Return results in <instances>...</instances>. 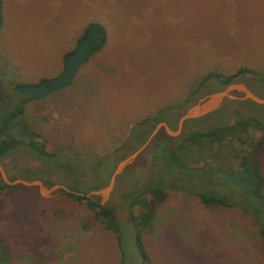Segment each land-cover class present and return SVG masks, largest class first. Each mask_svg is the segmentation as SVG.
Segmentation results:
<instances>
[{
    "label": "rangeland",
    "instance_id": "obj_1",
    "mask_svg": "<svg viewBox=\"0 0 264 264\" xmlns=\"http://www.w3.org/2000/svg\"><path fill=\"white\" fill-rule=\"evenodd\" d=\"M4 3L0 124L3 115L20 103L24 121L39 134L37 140L48 143L49 149L60 145L62 163L80 165V169L68 173L57 166L52 170L55 165L49 158L24 148L8 157L5 170L11 180L45 177L49 183L42 181L47 188H59L43 193L37 187L19 185L0 193V264H121L118 234L91 221L88 209L64 191L88 194L104 183L103 170L111 171V179L118 164L140 148L159 123L144 125L150 133L140 144L129 137L137 122L179 103L196 78L241 65L264 73V0ZM90 23L103 27L104 46L92 52L69 86L25 102L17 85H35L61 74L66 56ZM232 83H242L264 98V80L257 74H242ZM227 86L210 79L192 102L171 112L182 115L200 99ZM231 94L240 99H228L218 110L186 121L179 135L160 138L174 147L191 131L234 125L250 116L260 123L227 138L219 135V145L203 139L184 143L189 150L181 161L243 168V155L252 151L248 140L256 142L264 136V104L241 99L239 90ZM166 122L172 130L178 128V122ZM154 138L117 176L104 201L122 216L141 208L136 204L128 210L127 196L148 197L149 187L165 178L168 197L155 210L151 227L140 231L148 253L145 264H264V238L259 230L263 221L258 226L256 215L247 214L240 202L230 208L204 204L197 191L189 190L186 171L165 168ZM256 152L263 155L264 175V152ZM1 180L0 175V184ZM218 184L227 186L226 179ZM238 194L234 191L233 195L238 198ZM91 197L103 201L102 195Z\"/></svg>",
    "mask_w": 264,
    "mask_h": 264
},
{
    "label": "trees",
    "instance_id": "obj_2",
    "mask_svg": "<svg viewBox=\"0 0 264 264\" xmlns=\"http://www.w3.org/2000/svg\"><path fill=\"white\" fill-rule=\"evenodd\" d=\"M4 6H5L4 0H0V32L4 27V23H5ZM93 30H98L103 36L102 42L95 48L94 52L101 49L104 46V44L106 43V35L103 27H101L97 23L95 24L90 23L84 28L81 37L78 39L77 47L73 51H75L79 47L81 42ZM73 51H71L69 54H71ZM68 55L66 56V59ZM90 57L91 56H89L86 59L84 64L88 62ZM2 69H4V66L0 54V72H2ZM245 73L257 74L260 80H264L263 72L258 71L254 67L245 66V65H241L237 68L228 71L211 70L205 73L203 77L200 78V80L198 78L194 80L192 85L189 86L187 93L183 96V98L179 103L174 104L169 109L162 108L155 115L146 117L143 120H139L135 128L132 129V132L130 133L129 136L130 139L132 140L133 137L135 143H140V144L143 143L146 140V137L150 133V131L146 130V127H144V125L147 126L149 122L157 123L160 121H168L177 124L179 117L181 115H177L175 112L173 113L171 111L176 107L181 108L187 105L188 103L192 102V98L198 95L201 88L208 80L216 79L218 83L227 86L231 84L236 77ZM196 80L199 81L195 83ZM20 85L21 84H18L17 87ZM23 113H24L23 106L20 103L16 102L14 109L3 115V119L0 124V161L9 157L17 149L24 148L30 152L35 153L37 156L49 158L52 161V163H54L55 165V167L52 170H57L58 169L57 166H62L61 168L62 171L68 173H73L79 170L80 165L72 166L67 163H62L60 157L61 154L59 153L60 145H54V147H52V149L54 148V150H52L49 149L48 143H46L45 141L37 140V136H39L38 132H36L29 125V123L27 124L25 122L26 120L24 121ZM259 121L260 120L256 116H250V117H245L243 119L242 118L238 119L236 124L234 125L224 124L221 126H216L214 128H211L207 131H200V130L191 131L189 133H185L181 142L174 147H170V143L167 139L163 140L160 138V135L168 137L165 130L162 129L159 132V134L156 136V138H154L153 143L156 144L157 150L158 149L161 150L159 155L162 158L164 162V166L167 170L176 168L177 171H184L182 167H184L186 163L181 161L180 158L185 157L183 154H187L189 150V148L183 146L185 145L184 143L192 142V141L201 142L202 139L212 140L218 143H222L221 141H219V135H222V137L225 138H227L228 136L230 137V134L239 133L241 130H245L246 127L252 124H259L260 123ZM262 127L264 128V124ZM203 136H208V137H203ZM248 143L252 147V151L249 154L245 153L243 155L242 169L235 170L230 164L227 166L218 164L216 166L217 169H221L220 171L226 173L227 175L223 177L226 179L227 186L221 187V189L223 188V190L225 189V191L214 190L213 194L210 195L207 194V192H205L210 189H200L198 190L199 191L198 193L199 196L201 197V201L204 204L218 203L221 206L230 208V207H234L237 204V202H240L242 204L241 206L245 208V212L247 214L250 212L253 214V217L256 215L255 217H257V222H256L257 224L259 221L260 222L263 221L262 223L263 228H261L259 224L258 226L260 233L264 238V191H263L264 175L262 172L263 155H259V156L256 155L257 154L256 150L262 151V154L264 152V136L259 140H257L256 142H253L252 140L249 139ZM101 165H103L102 162ZM37 173L40 172L37 171ZM103 175L105 179L104 183L97 184L96 187H93L94 189L104 187L109 182L111 171L105 172V170H103ZM40 179L43 180L45 183H49V180H47L45 177H41ZM75 181L81 185L85 184V182H82L77 178H75ZM18 186L19 185H9L1 180L0 193L5 188L6 189L16 188ZM75 190L79 191V188H76ZM234 191L237 194L238 193L240 194V195L238 194L237 200L232 199V196H236L233 195ZM64 193L67 196H70L71 198L75 199L81 206H84L88 209L89 214H91L90 215L91 221L95 222L99 227L103 225L108 229L112 230L113 232H116L118 234L119 247H120V235L117 224V214L115 213L114 210L110 209L106 205H101L93 197H89L86 194L78 195L76 193L69 191H64ZM148 195H149L148 197L142 196L143 198H140V196L138 197L127 196V201L130 203L131 208H134L136 204L141 205L140 209L136 208V210L134 211L132 210V216L136 226L138 225L139 227L138 231H139L140 246L142 248L144 255L146 256V259L148 258V253L145 250L141 233L142 230H147L151 227L155 210L157 209L158 205L161 202L165 201L168 197L167 188L161 184V180H160L158 186L155 187V189L149 191ZM151 198H152V202H149Z\"/></svg>",
    "mask_w": 264,
    "mask_h": 264
},
{
    "label": "water",
    "instance_id": "obj_3",
    "mask_svg": "<svg viewBox=\"0 0 264 264\" xmlns=\"http://www.w3.org/2000/svg\"><path fill=\"white\" fill-rule=\"evenodd\" d=\"M102 39L103 36L101 35V33L98 30H93L81 42L79 47L68 55L64 70L57 77L44 79L40 83L35 85L22 84L18 86V92L22 95H26L24 101L26 102L41 99L69 86L78 75L82 64L92 54L95 48L102 42ZM234 90H239L243 94L241 99L251 100L258 104H264V98L252 92L246 85L242 83H231L225 90H221L205 96L204 98L200 99L192 106H190L181 115L178 120V128L176 130H172L167 122L160 121L150 133L146 142L118 164L109 183L104 187L92 190L86 195L89 197H91L92 195H102L103 201L100 202V204L104 205V201L108 199L114 189L117 176L122 173L127 165L135 161V159L142 153L145 147L156 135H158V133L162 129H164L165 132L169 135H179L182 132L183 126L186 121L203 117L211 112L218 110L228 99H240L231 94V92ZM0 174L4 183H7L9 185L37 187L43 193H50L56 190V188H59V186L47 188V186L41 179L27 180L22 178H15L11 180L2 165V161H0ZM76 194L84 195L82 193ZM117 224L120 235V248L122 250L121 264H144L146 256L144 255L140 246L139 231L133 219L131 210L124 213L122 216H117Z\"/></svg>",
    "mask_w": 264,
    "mask_h": 264
},
{
    "label": "flooded vegetation",
    "instance_id": "obj_4",
    "mask_svg": "<svg viewBox=\"0 0 264 264\" xmlns=\"http://www.w3.org/2000/svg\"><path fill=\"white\" fill-rule=\"evenodd\" d=\"M22 96L26 97V95H22ZM203 137H208V136H203ZM213 142L216 143L217 145L221 144V143H218L216 141H213ZM204 144L207 145V143H204ZM8 160H9L8 157L2 160V165H3L4 169H7ZM208 163L209 162H206V164H197L195 161V162L188 163L184 167H182L183 170L186 171L184 176L187 177L186 178L187 181H185V182L187 183V185L190 186V188H189L190 191L195 190V191L199 192L196 189L200 188V187H204L206 183H212V184H214V186L212 188H210L209 186H205V189L216 190V191L221 190V187L218 183L221 184L222 177H225L227 175H226V173L221 172L220 169H217L216 166H214L215 168L209 167L208 165H210V164H208ZM173 171H177V170H173ZM219 178H220V180H218ZM164 179H161L162 185L165 184ZM157 186H158V184H157ZM191 186H193V188H191ZM153 189H155V186L149 187V191H151ZM210 190L205 191V192H207V194H209ZM199 198L201 199L200 196H199ZM232 199L237 200L238 198H236V196H232ZM125 206L128 208V210L130 209V203L128 201H127ZM111 209L115 211L114 207Z\"/></svg>",
    "mask_w": 264,
    "mask_h": 264
}]
</instances>
